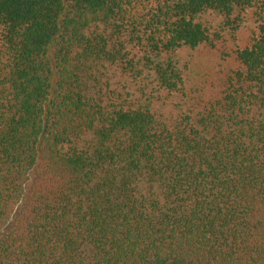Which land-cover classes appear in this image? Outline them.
<instances>
[{"label":"trees","instance_id":"1","mask_svg":"<svg viewBox=\"0 0 264 264\" xmlns=\"http://www.w3.org/2000/svg\"><path fill=\"white\" fill-rule=\"evenodd\" d=\"M253 10L218 95L166 118L196 18ZM0 264H264V0H0Z\"/></svg>","mask_w":264,"mask_h":264},{"label":"rangeland","instance_id":"2","mask_svg":"<svg viewBox=\"0 0 264 264\" xmlns=\"http://www.w3.org/2000/svg\"><path fill=\"white\" fill-rule=\"evenodd\" d=\"M208 31V41L194 49L182 48L173 54L182 72L183 83L176 93L161 91L153 77L123 75L119 68L109 71L115 87L124 86L135 100H152V108L166 118L176 117L219 94L227 74L237 68L235 51L247 47L258 34L253 10L225 18L207 11L196 18Z\"/></svg>","mask_w":264,"mask_h":264}]
</instances>
